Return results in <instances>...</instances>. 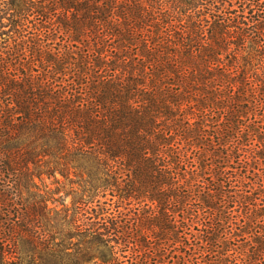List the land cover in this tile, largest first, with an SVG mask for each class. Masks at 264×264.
<instances>
[{"label":"trees","instance_id":"1","mask_svg":"<svg viewBox=\"0 0 264 264\" xmlns=\"http://www.w3.org/2000/svg\"><path fill=\"white\" fill-rule=\"evenodd\" d=\"M0 264H264V0H0Z\"/></svg>","mask_w":264,"mask_h":264},{"label":"rangeland","instance_id":"2","mask_svg":"<svg viewBox=\"0 0 264 264\" xmlns=\"http://www.w3.org/2000/svg\"><path fill=\"white\" fill-rule=\"evenodd\" d=\"M43 184L45 186H47L48 189L54 190L56 189V187H58L56 184H53V180L52 179H43ZM69 199H66V203L69 202ZM69 204V203H68Z\"/></svg>","mask_w":264,"mask_h":264}]
</instances>
